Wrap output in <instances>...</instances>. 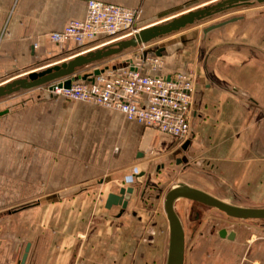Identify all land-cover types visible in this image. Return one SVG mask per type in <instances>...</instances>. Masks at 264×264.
I'll return each instance as SVG.
<instances>
[{
	"label": "crops",
	"instance_id": "1",
	"mask_svg": "<svg viewBox=\"0 0 264 264\" xmlns=\"http://www.w3.org/2000/svg\"><path fill=\"white\" fill-rule=\"evenodd\" d=\"M87 1L0 0V86L78 54L74 43L58 46L48 36L73 20H82ZM95 1L138 10L136 28L146 29L226 0ZM246 7H235L150 43L153 50L160 43L197 32L186 47L161 56V74L191 71L199 83L194 89L196 110L191 109L193 138L184 155L189 162L182 167L168 165L157 176L192 172L180 185L240 207L264 208V14L227 24L204 37L201 34L211 24L264 11V4ZM132 53L129 50L115 59L123 61ZM5 110L0 115V213L21 201L38 200L123 172H139L144 163L171 154L183 143L127 121L117 111L66 102L44 89L1 100L0 113ZM140 183L144 180L136 184ZM111 185H117V190L105 197L133 186L126 179H116L64 200ZM138 195H133L128 209ZM105 211L115 220L127 217L126 213L116 218L118 207ZM133 218L141 221L137 213ZM237 221L247 224L226 228L234 233L232 240L209 236L196 241L191 264H264V224Z\"/></svg>",
	"mask_w": 264,
	"mask_h": 264
},
{
	"label": "rangeland",
	"instance_id": "2",
	"mask_svg": "<svg viewBox=\"0 0 264 264\" xmlns=\"http://www.w3.org/2000/svg\"><path fill=\"white\" fill-rule=\"evenodd\" d=\"M78 50L77 53L82 52ZM88 69L91 66L85 70ZM189 173L192 172L155 175L151 184L164 185L163 195L159 200L151 198L144 202L135 198L123 220L113 219L104 210L105 195L115 192L117 185L102 187L75 199L30 207L13 216L3 215L37 200L9 205L0 213L1 264H17L27 243L32 247L26 264H166L169 231L163 208L164 194L179 186ZM174 209L185 235L184 264H191L196 241L208 238V225L233 229L247 224L191 203L177 202ZM131 212H136L141 221H136ZM248 221L264 224V221ZM194 233L196 236L189 245ZM202 249L204 260H208Z\"/></svg>",
	"mask_w": 264,
	"mask_h": 264
},
{
	"label": "water",
	"instance_id": "3",
	"mask_svg": "<svg viewBox=\"0 0 264 264\" xmlns=\"http://www.w3.org/2000/svg\"><path fill=\"white\" fill-rule=\"evenodd\" d=\"M255 4H264V0H226L220 3H216L211 7L187 13L167 23L142 29L133 37H130L128 39L119 40L86 53L76 54L64 62L37 72L28 73L24 77L14 79L0 86V101L22 92L39 89L45 85L57 81H61L62 83H60L58 86H62L65 89L70 88V86L74 82L78 81L92 83L97 76L115 67V63H110L109 65H105L102 68L93 69V67L97 66V64L106 62L115 57L117 58L129 50L135 49L140 44L153 43L155 41L162 40L174 34L180 33L183 30L187 29V27H191L198 22L204 21L205 19H208L214 15L223 13L235 7L253 6ZM263 14L264 11H257L241 16L231 17L203 28L201 34L204 37L208 33L220 27L226 26L227 24L235 23L237 21L248 19L251 17L261 16ZM196 36L197 32L193 31L192 33L181 35L180 37L160 43L156 47V49H153L151 51H153L155 53V56L157 57H161L163 53L171 55L173 51L181 50L189 43L193 42ZM89 66H91L93 71L90 74H81ZM207 72L209 73V70H207ZM197 83H199V79H196L195 84ZM195 95L196 94L194 92L192 111H195L197 106ZM5 113H7V110L1 112L0 115H3ZM192 121L193 117L190 118L191 134ZM192 138L193 137L191 135L183 143H181L178 149H176L171 154L158 159H153L150 161V163H144L141 166V170L139 172H123L114 177L99 179L97 181H93L79 187L71 188L60 193L41 198L34 203L19 207L15 210L6 211L5 213H3V215H11L30 207L54 204L71 196L77 195L87 188L106 184L116 179H126L128 182H131L133 186L122 187L118 190L117 194L109 193L104 202L105 210L109 211L112 207H118L119 211L116 218L123 217L128 210V204L130 203L133 195H138L139 193L138 196L140 197L139 199L142 202L147 201L151 198L159 200L161 195H163L165 186L152 185L150 183L151 176H153L154 174H159L168 165H172L173 167H182L188 164L189 161L184 155L191 145ZM138 180H144V183L136 184ZM147 191L149 193H147ZM177 202H186L213 209L234 220L264 221V208L250 209L233 207L202 191L190 188L186 185L173 187L164 194L163 201V208L169 231L166 264H184V234L179 218L177 217L174 209ZM131 216L135 217L136 213L131 212ZM226 234L227 233L225 230H221L219 236L221 238H224ZM233 237L234 233L231 232L228 236V239L232 240ZM30 248L31 244L27 243L25 245L23 254L17 264H26Z\"/></svg>",
	"mask_w": 264,
	"mask_h": 264
},
{
	"label": "built area",
	"instance_id": "4",
	"mask_svg": "<svg viewBox=\"0 0 264 264\" xmlns=\"http://www.w3.org/2000/svg\"><path fill=\"white\" fill-rule=\"evenodd\" d=\"M139 11L95 0L86 2L85 17L73 20L60 32L48 36L51 43H74L86 53L113 42L133 37ZM130 58H115L101 66L115 67L97 76L92 83L74 82L70 88L52 82L44 89L51 97L66 102H79L117 111L130 122H137L160 134L184 142L192 134L190 118L195 75L179 71L161 74L163 60L151 51L149 44H140ZM79 54V53H78ZM97 68V67H96Z\"/></svg>",
	"mask_w": 264,
	"mask_h": 264
},
{
	"label": "flooded vegetation",
	"instance_id": "5",
	"mask_svg": "<svg viewBox=\"0 0 264 264\" xmlns=\"http://www.w3.org/2000/svg\"><path fill=\"white\" fill-rule=\"evenodd\" d=\"M221 230H225L226 233H227L226 236H225L224 238H221V237L219 236V233H220ZM183 232H184V231H183ZM195 232H196V231H195ZM207 232H208V233H207L208 238H209V236H212V237L214 236V237H216L217 239H225V240L228 239V236H229V234H230V233L227 232L226 227L219 228V227L216 226V224H210V225H208V230H207ZM199 235H200L201 237L203 236V234H200V233H199ZM195 236H196V234L194 233L193 237L191 238V240H190L189 243H188L189 245L192 244L193 239H194ZM184 240H185V235H184ZM217 250H218V249H217ZM213 251L215 252L216 250H213ZM213 251H212V252H213ZM214 252H213V253H214Z\"/></svg>",
	"mask_w": 264,
	"mask_h": 264
},
{
	"label": "bare ground",
	"instance_id": "6",
	"mask_svg": "<svg viewBox=\"0 0 264 264\" xmlns=\"http://www.w3.org/2000/svg\"><path fill=\"white\" fill-rule=\"evenodd\" d=\"M193 189H195V188H193ZM197 190V189H196ZM200 191V190H199ZM223 202V201H222ZM225 204H227V205H230V204H228V203H226V202H224ZM230 206H233V205H230ZM233 207H237V206H233ZM239 208H241V207H239ZM180 220V219H179ZM254 221V220H253ZM180 224H181V227H182V230H183V225H182V223H181V221H180ZM184 231V230H183ZM183 234H184V232H183Z\"/></svg>",
	"mask_w": 264,
	"mask_h": 264
},
{
	"label": "trees",
	"instance_id": "7",
	"mask_svg": "<svg viewBox=\"0 0 264 264\" xmlns=\"http://www.w3.org/2000/svg\"><path fill=\"white\" fill-rule=\"evenodd\" d=\"M79 50L81 51V50H83V49H82V48H79ZM79 50H78V51H79Z\"/></svg>",
	"mask_w": 264,
	"mask_h": 264
}]
</instances>
